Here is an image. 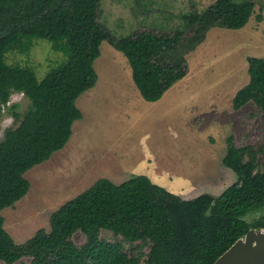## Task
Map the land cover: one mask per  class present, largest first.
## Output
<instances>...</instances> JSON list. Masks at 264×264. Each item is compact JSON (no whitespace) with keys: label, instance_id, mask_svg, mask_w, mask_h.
<instances>
[{"label":"trees","instance_id":"16d2710c","mask_svg":"<svg viewBox=\"0 0 264 264\" xmlns=\"http://www.w3.org/2000/svg\"><path fill=\"white\" fill-rule=\"evenodd\" d=\"M100 4L0 0V108L15 91L29 100L22 114L11 111L17 124L5 128L0 140V262L211 264L250 227L264 226V142L237 145L228 137L222 162L237 178L217 195L182 198L145 174L120 183L100 177L50 214L49 229L40 227L16 242L3 226L1 210L29 188L24 173L61 149L81 118L75 100L97 81L93 62L102 40L125 55L140 95L156 101L186 75V54L210 28H241L255 6L253 0H214L182 12L168 30L117 36L99 21ZM34 38L48 40L64 55L40 79L31 66L6 61L7 52L28 50ZM247 62L249 80L236 91L232 106L250 102L264 112V57L248 56ZM76 232L84 235L80 243L73 239Z\"/></svg>","mask_w":264,"mask_h":264},{"label":"rangeland","instance_id":"374dc122","mask_svg":"<svg viewBox=\"0 0 264 264\" xmlns=\"http://www.w3.org/2000/svg\"><path fill=\"white\" fill-rule=\"evenodd\" d=\"M213 1L101 0L99 21L117 36L142 29L159 32L178 23L182 12ZM253 1V14L243 27L207 31L186 54V75L156 101L140 95L125 55L102 40L93 62L97 81L75 100L82 116L73 122L68 141L24 173L27 192L1 210L3 226L16 242L40 227L49 229L50 214L100 177L120 183L145 174L182 198L217 195L236 180L222 162L228 137L237 145L264 142V112L250 102L232 106L236 91L249 80L247 57H264V0ZM63 59L43 38H34L28 50L6 54L8 63L31 66L39 79ZM28 105L16 91L1 105L0 140L5 128L17 124L11 111L22 114ZM73 239L85 238L76 232Z\"/></svg>","mask_w":264,"mask_h":264},{"label":"water","instance_id":"95a60500","mask_svg":"<svg viewBox=\"0 0 264 264\" xmlns=\"http://www.w3.org/2000/svg\"><path fill=\"white\" fill-rule=\"evenodd\" d=\"M211 264H264V226L250 227Z\"/></svg>","mask_w":264,"mask_h":264}]
</instances>
